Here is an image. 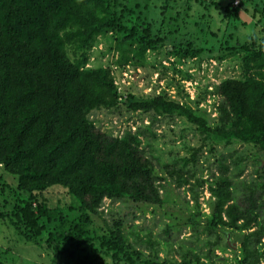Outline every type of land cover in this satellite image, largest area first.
Returning <instances> with one entry per match:
<instances>
[{
    "label": "trees",
    "instance_id": "1",
    "mask_svg": "<svg viewBox=\"0 0 264 264\" xmlns=\"http://www.w3.org/2000/svg\"><path fill=\"white\" fill-rule=\"evenodd\" d=\"M234 1L225 10L241 22L240 11L230 8ZM164 3L0 0V173L15 178L17 191L24 195L0 218L7 219L21 238L39 246L45 243L72 264L104 262L100 253L131 264H140L146 256L161 264H218L212 255L216 249L228 251L224 238L230 231L243 234L238 264H264V0L258 2L262 28L253 30L245 42L230 43L231 52L243 53V78L215 87L217 118L210 120L200 109L160 95L126 100L132 113L148 118V124L135 131L132 126L113 136L91 118L97 110L121 107L111 69L87 67L98 39L108 33L114 36L120 66H145L147 53L160 41L151 11L166 9L169 0ZM247 3L241 0L242 12ZM241 24L250 26L249 21ZM201 52L192 43L174 50L183 59ZM178 120L197 138V146L186 145L185 155L163 162L146 149L145 141L156 138L159 125ZM237 145L244 151L234 148ZM247 146L252 150L248 152ZM202 158L209 165L205 180L198 178ZM245 164L252 170L249 180ZM207 183L211 212L203 219L195 186ZM169 184L178 190L190 186L194 193L190 237L210 246L205 257L194 247L184 248L182 241L180 260L161 258L160 243L129 234L121 218L112 219L100 235L87 229L93 224L90 215L100 214L105 200L129 207H162L163 189ZM53 187L64 188L77 202L79 215L69 226L72 208L65 214L45 198ZM8 189L13 193L14 188ZM166 231L170 235L173 228L167 226ZM221 261L227 264V259Z\"/></svg>",
    "mask_w": 264,
    "mask_h": 264
},
{
    "label": "rangeland",
    "instance_id": "2",
    "mask_svg": "<svg viewBox=\"0 0 264 264\" xmlns=\"http://www.w3.org/2000/svg\"><path fill=\"white\" fill-rule=\"evenodd\" d=\"M158 1H160L158 5L161 6L166 0ZM229 1L202 0L200 4L199 0H169V4L166 3L168 5L166 9L152 8L154 34L160 41L156 49L147 53L143 67H135L133 64L120 66L114 36L108 33L100 37L90 52L87 67L111 69L120 95L121 107L118 111L97 110L93 112L91 118L97 127L103 132L117 136L129 127L133 126L132 129L135 131L136 127L148 124V118L145 115L140 112L132 113L128 109L126 100L129 96L142 100L160 95L198 108L210 120L217 118L219 97L214 94L215 87L226 80L243 78V53L241 51L231 52L230 43L233 46L237 41L245 42L253 30L257 33L263 25V21L260 20L262 9L258 6L259 0H247L245 12H242L241 0H236L239 2L238 5L235 6L233 3V6H230L231 9L240 11L241 22H250V26L247 27L237 22L234 15H230L225 10ZM216 3L222 6L218 7ZM189 43H192L196 49H202L198 57L183 59L174 53L176 48L187 49ZM134 123H136L135 127ZM156 133V138L148 141L149 143L145 141L144 145L147 150L148 147L153 150V153L163 162H170L177 154L185 155L186 145L197 146L198 143L197 138L186 130L180 120L177 124L169 125L165 122L159 125ZM234 148L244 151V147L240 145ZM246 148L248 152L252 150L250 146ZM202 160L198 168V178L205 180L209 177L207 170L209 165L204 158ZM0 171L3 169L0 168ZM251 173L252 170L246 165L247 180ZM1 175L3 177H0V213L7 214L24 195L17 191L15 178L0 173ZM194 182L192 180V183ZM160 183L165 185L164 182L160 181ZM4 184L9 188H14L13 193L8 187L4 188ZM189 187L178 190L174 184L167 185L165 191L163 189L162 195L166 202L162 207L145 205L129 207L105 200L101 213L90 215L93 224L87 229L91 235L93 233L100 235L101 230L106 229L105 226L111 224L112 219L121 218L127 223L126 229L129 234L138 233L144 241L148 240L147 237H151L152 240L159 242L161 258L168 256L180 260L178 247L182 241L185 242L184 248L194 247L195 250L204 254L202 257H205V254L209 253L210 246H205V243L198 241L197 236L190 237L189 217L193 209L194 193L189 190ZM195 188L200 196V211L204 219L211 212L208 203L210 200L208 183L203 187L195 186ZM45 198L49 206L60 208L65 214L72 208L71 213H68V226L72 221H76L79 215L76 210L77 202L64 188H51L45 194ZM167 226L173 228V233L170 235H167ZM179 230H182L180 235L176 234ZM242 239L243 234L235 231L228 232L224 241H228L230 248L226 252L216 249L212 255L214 262L223 264L221 260L227 259V264H238ZM201 240H204L203 236ZM172 243L175 245L171 249L169 246ZM145 253L149 255L148 251ZM100 255L105 259H103L104 262L98 259L96 261L98 264H105V262L131 264L126 259L113 260L110 255L106 256L104 253ZM0 261L3 264H72L63 256L53 252V249L45 243L39 246L21 238L7 219L3 218H0ZM146 261H149V264H161V261L151 256H146L143 261L138 262L147 264Z\"/></svg>",
    "mask_w": 264,
    "mask_h": 264
},
{
    "label": "built area",
    "instance_id": "3",
    "mask_svg": "<svg viewBox=\"0 0 264 264\" xmlns=\"http://www.w3.org/2000/svg\"><path fill=\"white\" fill-rule=\"evenodd\" d=\"M239 4V2L238 1H234V5L236 6V5H238Z\"/></svg>",
    "mask_w": 264,
    "mask_h": 264
}]
</instances>
